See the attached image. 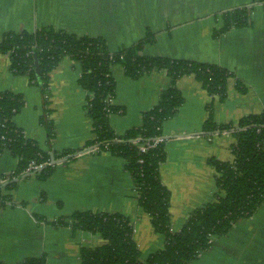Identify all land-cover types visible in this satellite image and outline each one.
Segmentation results:
<instances>
[{"label":"crops","instance_id":"0c3cea01","mask_svg":"<svg viewBox=\"0 0 264 264\" xmlns=\"http://www.w3.org/2000/svg\"><path fill=\"white\" fill-rule=\"evenodd\" d=\"M248 8L249 25L221 29L222 14ZM42 27L76 36L103 38L112 53L147 37L148 57L184 59L223 67L233 74L224 101L212 96L195 76L179 79L184 104L162 127L166 161L160 166L163 185L171 193L172 229L179 231L187 216L212 204L217 172L210 160L233 162V131L207 133L205 124L213 109L218 125H237L243 118L264 112V0H0V36L8 32L33 33ZM116 95L112 104L124 109L110 117L117 135L141 125L142 115L155 107L169 85L164 71L138 79L112 68ZM80 63L65 58L50 73L47 92L43 82L15 76L10 58L0 53V93L23 95L25 108L13 118L28 139L56 158L51 176H16L18 159L0 151V186L17 179L13 190H3L12 203L0 209V262L20 264L43 255L47 264H81L80 250L106 242L86 231L47 223L76 212L121 214L135 228L142 259L164 249L166 238L156 233L139 205L125 160L110 152L85 149L93 138L88 116L89 93L79 84ZM54 158V159H55ZM36 216L42 217L40 221ZM191 264H264V202L250 218L239 221Z\"/></svg>","mask_w":264,"mask_h":264},{"label":"trees","instance_id":"16d2710c","mask_svg":"<svg viewBox=\"0 0 264 264\" xmlns=\"http://www.w3.org/2000/svg\"><path fill=\"white\" fill-rule=\"evenodd\" d=\"M221 19L223 25L214 31L215 37L232 28L248 26L250 10L237 9L222 14ZM151 42V37H147L132 47L112 53L103 38L76 36L50 27H42L33 33L8 32L0 36V53L9 56L11 71L18 76H28L31 81H42L44 92H47L50 73L63 59L80 63L79 84L89 93L87 111L94 135L83 150L97 145L100 152H110L125 160L140 207L149 215L155 232L166 238L164 249L144 260L135 240L134 225L121 214L76 212L69 217L47 221L55 227L86 231L105 240L102 246L82 248L81 264H191L211 248L214 237L226 235L239 221L252 217L264 202V112L247 116L237 125H218L210 107L204 131L212 134L233 131L235 159L233 162L209 161L217 172L215 201L192 211L184 226L173 231L171 193L160 176V166L166 161V141L145 153L140 150V144L162 137L163 124L184 104L177 85L179 79L195 76L208 93L224 101L233 74L217 65L145 56L143 50ZM37 63L40 77L36 71ZM116 65L122 66L125 74L133 79L153 71H164L170 81L161 92L157 105L142 115L141 125L124 136L117 135L110 124L111 115L124 112L123 108L112 104L116 95L112 68ZM25 106L23 95L10 91L0 93V151L8 150L18 159L16 176L22 178L34 175L27 173L30 163L53 160L37 142L28 139L24 131L14 125L13 118ZM74 153L67 151L54 158H72ZM53 169L54 166L45 167L37 174L38 179L47 180ZM16 183L17 179L5 187L0 186V209L12 203L11 196L3 194V190H13ZM36 218L45 221L42 217ZM20 264H47V258L45 255L29 258Z\"/></svg>","mask_w":264,"mask_h":264},{"label":"built area","instance_id":"2783aa9c","mask_svg":"<svg viewBox=\"0 0 264 264\" xmlns=\"http://www.w3.org/2000/svg\"><path fill=\"white\" fill-rule=\"evenodd\" d=\"M163 140L164 139L162 137H157V138H155V139H153L151 141L143 142V143L140 144V150L143 153H145L149 148L157 147V145L160 144ZM137 141L141 142L139 140H137ZM99 150H100V148L97 145L88 149V151H92V152H95V153H99L100 152ZM67 159H69V157H67ZM234 159H235V156H234ZM59 163H62V160ZM59 163L58 162L57 163H53L52 161H50V162L38 164L37 162L34 161V162L30 163V165H29V167L27 169V173H34V175H37L45 167H47V166H54L55 167Z\"/></svg>","mask_w":264,"mask_h":264},{"label":"water","instance_id":"95a60500","mask_svg":"<svg viewBox=\"0 0 264 264\" xmlns=\"http://www.w3.org/2000/svg\"><path fill=\"white\" fill-rule=\"evenodd\" d=\"M36 71H37L38 76L40 77V70H39V67H38V63H37V69H36ZM51 156H52V159H53L52 162L53 163H57L56 160L54 159V156L53 155H51Z\"/></svg>","mask_w":264,"mask_h":264},{"label":"rangeland","instance_id":"374dc122","mask_svg":"<svg viewBox=\"0 0 264 264\" xmlns=\"http://www.w3.org/2000/svg\"><path fill=\"white\" fill-rule=\"evenodd\" d=\"M15 76H17V75H15Z\"/></svg>","mask_w":264,"mask_h":264}]
</instances>
